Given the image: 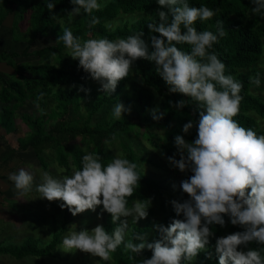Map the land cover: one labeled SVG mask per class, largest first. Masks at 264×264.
I'll use <instances>...</instances> for the list:
<instances>
[{
  "label": "clouds",
  "instance_id": "9594fccd",
  "mask_svg": "<svg viewBox=\"0 0 264 264\" xmlns=\"http://www.w3.org/2000/svg\"><path fill=\"white\" fill-rule=\"evenodd\" d=\"M250 2L254 5L251 13L264 19V0ZM70 3L73 5L68 12L70 19L82 10L90 15L103 7L98 0H70ZM157 3L158 21L147 23V28L149 33L159 35H150V45L143 38V31L115 40L107 37L82 40L65 28L57 41H63L68 56L78 61V67L98 82L103 92L114 93L119 82L132 74L134 63L142 59L154 62L156 73L169 93L182 94L195 102L198 119L182 126L185 134L195 128V139L188 142L184 136L176 135L174 145L180 158L175 155L167 158L181 173H191L180 182L188 199L171 201L176 216L182 219L175 218L167 226L154 225L158 238L151 242L144 232L133 233L126 239L130 232L128 218L135 224L147 218L152 201L135 199L129 206L128 198L136 193L141 175L137 163L119 155L105 166L101 156L87 152L82 156V168H74L70 175L42 172L35 191L49 202L62 201L59 207L73 216L89 210L96 212L101 205V213L111 216L115 225L111 233L102 224L90 231H76V225H72L62 240L65 252L79 250L110 262L111 254L123 246L125 252L140 256L144 250L151 252V257L143 258L140 264H193L201 252L211 259L209 248L214 247L218 264H264V248L249 247L253 242L264 245V135L234 119L240 112L244 85L233 75H226L225 63L215 51H210L227 35L223 21L216 22L215 32L198 31L196 22L211 20L218 10L206 5L190 6L188 0H157ZM55 6L54 2L46 3L50 12ZM98 23L99 18L92 16L89 27ZM179 44L189 45L190 51L181 50ZM249 83L259 88L260 72L250 76ZM79 90L90 92L83 86ZM185 106V100L174 105L177 109ZM130 111V107L117 102L111 114L119 120ZM165 115L159 108L151 110L154 121L159 122ZM116 138L113 133L111 139ZM104 143L110 141L106 139ZM34 178L25 168L8 175L20 197L33 191ZM225 216L231 225L243 230L215 237L210 226L225 227ZM213 237L214 246L210 243Z\"/></svg>",
  "mask_w": 264,
  "mask_h": 264
},
{
  "label": "trees",
  "instance_id": "16d2710c",
  "mask_svg": "<svg viewBox=\"0 0 264 264\" xmlns=\"http://www.w3.org/2000/svg\"><path fill=\"white\" fill-rule=\"evenodd\" d=\"M2 1L4 8L0 6V30L10 15L15 18L13 36L17 17L21 22L28 18L31 26L27 28L28 36H23L22 41L14 37L17 42L26 43L21 52L0 54V63L7 62L15 67L14 76L0 72V125L6 135L17 134L19 118L30 133L25 137L20 136L18 148L9 143L6 150L0 153V170L8 166L18 151L30 147L37 159L41 160L43 168L50 167V162L46 160V157H50L61 171L70 172L74 168H82V156L87 152L101 156V163L106 166L117 156L114 151H119L122 158L137 163L141 175L136 193L128 198L129 206L135 199L151 198L152 201L148 217L137 224L132 222V230L126 239L133 233L143 232L149 234V242L158 238L154 225L167 226L175 218L182 219V216H176L171 201L183 202L188 199L180 188V182L191 173H181L167 158L174 155L176 159L180 158L174 145L176 135L184 136L188 142L195 139V128L185 134L182 126L189 120L198 119L197 105L182 94L169 93L167 85L156 73L154 62L142 59L134 63L132 74L119 82L114 93L103 92L100 84L78 67V61L68 56L63 41H57L65 28H70L73 35L82 40L103 37L115 40L143 31V38L150 45V35H159L149 33L147 28V23L158 21L157 0H98L103 5L100 11L87 15L82 10L71 19L68 16L73 7L70 0ZM47 2L56 4L51 12L46 7ZM188 3L190 6L206 5L218 10L211 20L197 21L194 26L198 31L215 32L216 22L223 21L227 35L210 51H215L225 63V74L233 75L244 85L240 93L243 96L240 112L234 119L241 126L264 135V19L251 13L254 5L250 0H188ZM92 16L98 17L99 23L89 27ZM40 36L52 37L54 44L33 49ZM177 47L185 52L190 51L187 44ZM257 72H260L262 79L259 88L249 83V77ZM81 86L96 91L86 93L79 90ZM91 95L94 97L92 100ZM180 100L187 101L183 109L174 107ZM121 101L133 111L124 113L121 119L116 120L112 117L111 109ZM156 108L166 113L159 122L151 116V110ZM30 109L39 116L30 113ZM113 133L116 140L111 139ZM125 137L131 141L130 144L126 143ZM106 139L110 141L107 145L104 143ZM224 218L225 227L210 226L215 237L243 230L231 225L227 216ZM103 226L109 233L113 231L115 225L110 214ZM66 232L68 230L64 225L44 247L38 246V240H28L19 247L0 244V255L18 261L26 257L52 259L58 248L63 247L62 239ZM215 237L210 238L213 246ZM249 247L264 248V245L253 242ZM209 251L212 253L211 259L207 258V253L201 252L193 264H218L214 247H210ZM111 255V261H103L102 264H140L143 258L151 257V252L144 250L140 256L125 252L121 246Z\"/></svg>",
  "mask_w": 264,
  "mask_h": 264
},
{
  "label": "rangeland",
  "instance_id": "374dc122",
  "mask_svg": "<svg viewBox=\"0 0 264 264\" xmlns=\"http://www.w3.org/2000/svg\"><path fill=\"white\" fill-rule=\"evenodd\" d=\"M3 3L4 2L0 0V6L2 8H4ZM14 19L15 18L10 15L5 25L0 30V38H3V43L0 47L2 48L3 45H6V48L8 50L10 49V51L12 49L20 50L19 47L15 46L17 41H13L12 28ZM30 26L31 22L28 18H26L24 22H21L17 17L14 27V37L16 40L21 39L19 41H22L23 36H28L27 28ZM20 43L21 47H24L26 44L23 42ZM49 44H54L52 37L46 38L40 36L34 43V48H44ZM92 91L94 92L96 90L90 89V92ZM93 98V95H91L90 99L92 100ZM121 102L124 103L123 101ZM1 107L2 104L0 102V108ZM30 113L39 116V113H36L33 109H30ZM18 122L21 129L19 128L17 134L9 135L10 141L16 147L18 146L17 138L20 136H27L30 133L29 128L21 120H18ZM125 140L126 143H131L127 138ZM24 143L25 142H23V144ZM6 148V145L0 143V153H2L4 149L6 150ZM114 152L116 155L121 156L119 151L115 150ZM19 154L24 157L30 156V159L11 160L8 166L0 170V244L3 246L14 245L19 247L24 245L28 240H38V246L44 247L52 241L54 234L59 233L64 225L68 231L72 225H76V231L82 229L90 231L97 224H104L108 213H101L102 205L97 208L96 212L89 210L83 214L73 216L66 208L61 209L59 207L62 201L49 202L47 199H41L39 193L36 192L35 189L40 183L42 172H49L53 176H59V174L70 175L71 172L67 170L61 171L59 165L50 157H46V160L50 162V167L48 169L43 168L41 160L37 159L33 149H30L28 154L20 152ZM19 154L16 155V159L19 158ZM20 168H25L35 176L33 191L26 197H20L14 189L13 183L8 179L9 173L17 172ZM128 221L131 231L132 218H128ZM67 233L68 232L63 235V238ZM51 258L52 259L49 257H26V259L18 261L7 256L0 258V264H102L103 262L100 261L99 257H94L91 254L79 250L75 252H65L63 247L60 249L58 248L55 252V256Z\"/></svg>",
  "mask_w": 264,
  "mask_h": 264
},
{
  "label": "crops",
  "instance_id": "0c3cea01",
  "mask_svg": "<svg viewBox=\"0 0 264 264\" xmlns=\"http://www.w3.org/2000/svg\"><path fill=\"white\" fill-rule=\"evenodd\" d=\"M7 19H6V21H7ZM5 22H4V25H5ZM0 40H1V42H0V46H1V44L3 43V38H0ZM13 41H16L14 39V36H13ZM20 45H21V43L20 42H17L15 46L16 47H19L20 50H18V49H12L11 51H10V49L8 50L6 48V45H3V47H5V48H3V47L1 48L0 47V54H3V53H5V54H12L14 52H21L24 49V47H21ZM33 49H36V48H33ZM0 72L5 73V74H8V75H11V76H14V74H15V67H14V65L8 64L7 62H2V63H0ZM18 120H21V119H19V118L17 119V123H16V125H17V132L19 131V128L21 129ZM22 130H23V128H22ZM2 131H3V133H2ZM0 133H1V135H0V143H3L4 145H6V147L10 143L14 148H18L19 145L16 147L15 145L12 144V142L10 141L11 139H10L9 135H6L5 134V132H4L3 128L1 127V125H0ZM10 135H14V134H10ZM19 138L20 137L17 138V143H18V139ZM30 149H32V148L30 147L27 150H20V151H18L16 153V155L19 154V152L20 153H23V154H28L29 151H30ZM4 151H5V149L3 150V152ZM18 156H19V158L16 159V156H15L12 160H25L27 158L30 159V156H25L24 157V156H21V154H19ZM1 257H7V256L6 255H0V258Z\"/></svg>",
  "mask_w": 264,
  "mask_h": 264
}]
</instances>
